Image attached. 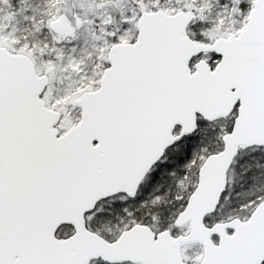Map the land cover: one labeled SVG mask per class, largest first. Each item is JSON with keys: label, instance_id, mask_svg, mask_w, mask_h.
Wrapping results in <instances>:
<instances>
[{"label": "snow or ice", "instance_id": "obj_1", "mask_svg": "<svg viewBox=\"0 0 264 264\" xmlns=\"http://www.w3.org/2000/svg\"><path fill=\"white\" fill-rule=\"evenodd\" d=\"M0 264H264V0H0Z\"/></svg>", "mask_w": 264, "mask_h": 264}]
</instances>
